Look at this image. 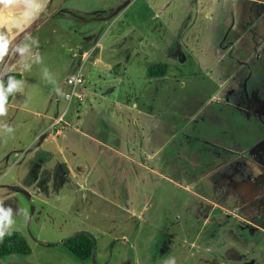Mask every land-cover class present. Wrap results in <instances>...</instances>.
Wrapping results in <instances>:
<instances>
[{"label":"rangeland","instance_id":"1","mask_svg":"<svg viewBox=\"0 0 264 264\" xmlns=\"http://www.w3.org/2000/svg\"><path fill=\"white\" fill-rule=\"evenodd\" d=\"M29 33L64 91L80 65L81 97L34 65L9 99L0 199L28 209L30 250L0 264H203L225 247L264 264V0H48L15 42ZM80 232L85 259L63 245Z\"/></svg>","mask_w":264,"mask_h":264},{"label":"clouds","instance_id":"2","mask_svg":"<svg viewBox=\"0 0 264 264\" xmlns=\"http://www.w3.org/2000/svg\"><path fill=\"white\" fill-rule=\"evenodd\" d=\"M47 4L48 0H0V64H3L5 57L9 55L18 58L15 64L0 70V118L8 117L9 97H15L24 90L26 80L17 78V75L23 77L34 65L39 67L41 79L45 84L52 85L57 96L67 101L71 99L59 86L56 75L45 64L44 57L38 51L39 38L29 33L24 35L19 43L15 42L16 36L26 32V29L46 11ZM15 130L10 123L0 120V132L13 134ZM16 215H22L25 223L30 219L27 208L14 211L11 205L0 199V242L13 234ZM163 264H177V261L174 256H169Z\"/></svg>","mask_w":264,"mask_h":264},{"label":"trees","instance_id":"3","mask_svg":"<svg viewBox=\"0 0 264 264\" xmlns=\"http://www.w3.org/2000/svg\"><path fill=\"white\" fill-rule=\"evenodd\" d=\"M165 69V63L156 62L155 64H152V66H148L146 70L151 76H156L163 75L165 73ZM17 78H21V76L17 75ZM63 245L75 257L79 259H85L93 253L95 242L90 233L80 232L64 239ZM29 250L30 248L25 237L20 231L16 229L13 230V234L11 236H6L3 241L0 242V257L6 256L11 253L25 254L28 253Z\"/></svg>","mask_w":264,"mask_h":264},{"label":"flooded vegetation","instance_id":"4","mask_svg":"<svg viewBox=\"0 0 264 264\" xmlns=\"http://www.w3.org/2000/svg\"><path fill=\"white\" fill-rule=\"evenodd\" d=\"M168 241H169L168 236L157 239L156 246H155L156 251H158V253L163 254L167 249ZM223 253H224L225 258L228 259L229 261H224V262L210 261L209 259L203 258L204 260L203 264H212V263L214 264H248L246 261H244V258H242L241 255L236 254V252L232 251L230 247H225Z\"/></svg>","mask_w":264,"mask_h":264},{"label":"built area","instance_id":"5","mask_svg":"<svg viewBox=\"0 0 264 264\" xmlns=\"http://www.w3.org/2000/svg\"><path fill=\"white\" fill-rule=\"evenodd\" d=\"M77 69L75 70V72L73 74H70L68 76H65L63 81L67 84L70 85V89L68 91H65L66 93H68L70 95V97L72 98L73 96L78 97L79 98V94L78 92H76L74 90L75 86L77 84H79L82 80V75L80 72V65L76 67ZM81 97V96H80ZM71 100V99H70ZM68 102V101H67Z\"/></svg>","mask_w":264,"mask_h":264},{"label":"crops","instance_id":"6","mask_svg":"<svg viewBox=\"0 0 264 264\" xmlns=\"http://www.w3.org/2000/svg\"><path fill=\"white\" fill-rule=\"evenodd\" d=\"M15 62V61H14ZM13 62V63H14ZM0 70H1V66H0ZM238 83H240L239 81H238ZM240 92V90H239V88L236 90V91H233V90H230V93H232L233 95H235V94H237V93H239ZM241 96V95H240ZM57 132H58V130H57ZM238 146H240V145H231V144H228V145H225V150L226 151H230V149H231V151H232V148L234 149V148H236V147H238ZM230 151V152H231ZM231 160H233V159H231Z\"/></svg>","mask_w":264,"mask_h":264}]
</instances>
